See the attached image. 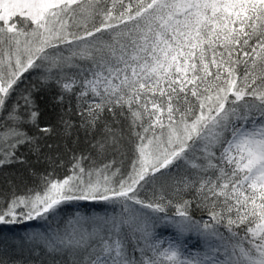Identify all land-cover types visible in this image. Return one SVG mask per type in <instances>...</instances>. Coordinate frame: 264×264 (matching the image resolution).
Returning <instances> with one entry per match:
<instances>
[{"label": "snow or ice", "instance_id": "snow-or-ice-1", "mask_svg": "<svg viewBox=\"0 0 264 264\" xmlns=\"http://www.w3.org/2000/svg\"><path fill=\"white\" fill-rule=\"evenodd\" d=\"M49 92L62 136L76 115L91 138L67 163L40 144ZM13 164L0 264H264V0H0Z\"/></svg>", "mask_w": 264, "mask_h": 264}, {"label": "trees", "instance_id": "trees-1", "mask_svg": "<svg viewBox=\"0 0 264 264\" xmlns=\"http://www.w3.org/2000/svg\"><path fill=\"white\" fill-rule=\"evenodd\" d=\"M35 75V73H33ZM32 77L29 76L26 83H31ZM25 85H21V87H24ZM54 93L49 92L43 99L39 101L40 104V110L41 115L39 118V123L41 126L48 125L52 127L53 131L50 134H47L43 139L40 140L41 145H53V154L59 153L62 156V159L67 163L70 159L71 152H65V146L67 145L68 148H73L77 151V154L81 150H86L90 147L91 138L86 137L85 133L82 129H79V118L76 115H71L72 121L77 125L76 128L73 129V133L71 137L65 138L62 136V126L59 124V117L61 115V108L58 105H54L52 103L51 97ZM15 99V98H14ZM23 103V101H21ZM69 117H65V119H68ZM30 134H36L40 135V133L37 132L36 129L32 128L30 129ZM59 145L57 148L56 146ZM21 151L27 152V149H21ZM44 152H47V147L43 148ZM29 161L31 164L38 170L43 171L48 167L47 163L43 160L40 162L36 161V157L28 154ZM58 172L63 175V173L66 171L64 168H58ZM5 176L9 177H15L17 180L20 177L27 178L29 176V170L19 164H13L4 168H0V184L4 182ZM187 198V197H185ZM86 210V209H82ZM170 211H174V209H171ZM194 217L197 219H200L203 217L204 219H207V212L201 213L199 211L193 213ZM43 223L42 222H25L23 225L14 226L12 228V231L17 234H22L26 230H34L38 228H42ZM5 231H7V228H5ZM165 235H168L167 232H165ZM187 242L190 245H195L197 243V239L195 236H189L187 238Z\"/></svg>", "mask_w": 264, "mask_h": 264}]
</instances>
